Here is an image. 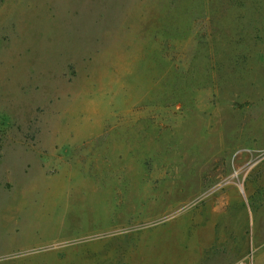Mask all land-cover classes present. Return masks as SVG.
<instances>
[{
    "label": "rangeland",
    "instance_id": "obj_1",
    "mask_svg": "<svg viewBox=\"0 0 264 264\" xmlns=\"http://www.w3.org/2000/svg\"><path fill=\"white\" fill-rule=\"evenodd\" d=\"M248 185L264 0H0V264H185Z\"/></svg>",
    "mask_w": 264,
    "mask_h": 264
},
{
    "label": "crops",
    "instance_id": "obj_2",
    "mask_svg": "<svg viewBox=\"0 0 264 264\" xmlns=\"http://www.w3.org/2000/svg\"><path fill=\"white\" fill-rule=\"evenodd\" d=\"M245 190L227 212L230 219L199 218L198 232L192 230L187 241L185 264H264V189L248 185Z\"/></svg>",
    "mask_w": 264,
    "mask_h": 264
}]
</instances>
